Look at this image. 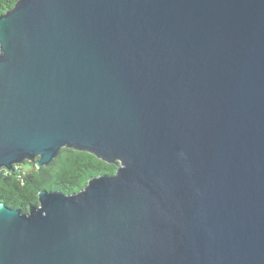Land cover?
<instances>
[{
  "label": "water",
  "instance_id": "obj_1",
  "mask_svg": "<svg viewBox=\"0 0 264 264\" xmlns=\"http://www.w3.org/2000/svg\"><path fill=\"white\" fill-rule=\"evenodd\" d=\"M63 147L118 168L0 202V264H264V0H17L0 169Z\"/></svg>",
  "mask_w": 264,
  "mask_h": 264
},
{
  "label": "trees",
  "instance_id": "obj_2",
  "mask_svg": "<svg viewBox=\"0 0 264 264\" xmlns=\"http://www.w3.org/2000/svg\"><path fill=\"white\" fill-rule=\"evenodd\" d=\"M17 0H0V15L11 9ZM38 159V157H37ZM14 164L12 170L0 169V202L28 213L38 205L42 190H58L74 194L91 178L112 175L118 163H109L91 152L63 147L49 165L38 167L36 160Z\"/></svg>",
  "mask_w": 264,
  "mask_h": 264
}]
</instances>
